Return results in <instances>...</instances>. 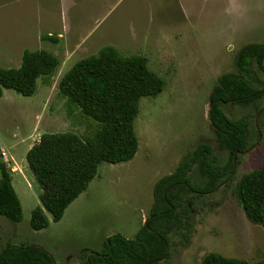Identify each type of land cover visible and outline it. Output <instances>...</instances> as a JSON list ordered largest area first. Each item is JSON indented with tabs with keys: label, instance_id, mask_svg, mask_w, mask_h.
<instances>
[{
	"label": "rangeland",
	"instance_id": "obj_1",
	"mask_svg": "<svg viewBox=\"0 0 264 264\" xmlns=\"http://www.w3.org/2000/svg\"><path fill=\"white\" fill-rule=\"evenodd\" d=\"M98 1L100 7L92 6L93 15L101 14L111 0ZM122 7L106 23L120 15ZM130 7L136 9L134 25L111 30L106 44L124 56L146 57L165 82L159 94L139 101L133 124L138 137L135 156L120 163L101 162L98 174L68 205L61 220L33 229L31 212L42 206V190L26 163V153L44 132L71 131L83 138L95 132L98 123L59 93L58 82L75 62L97 54L101 47L78 48L69 58L58 53L61 63L55 74L39 77L30 96L5 89L0 97V149L7 151L11 171L18 166L12 183L23 218L14 222L0 215V251L8 244L39 243L58 264H78L84 254L100 252L115 233L134 238L152 216L156 184L199 145H208L215 165L229 160V151L219 147L211 128L210 93L221 75L238 72L235 56L241 46L264 43V0H136ZM120 16L129 21L127 15ZM250 81L254 87H264V72L255 62ZM221 107L232 120L248 117L247 149L234 155L231 179L196 198L189 243L172 232L170 256L157 264H201L209 252L264 261V228L247 219L233 193L242 174L264 165V96ZM197 166L188 177L192 184L202 185L205 177Z\"/></svg>",
	"mask_w": 264,
	"mask_h": 264
},
{
	"label": "trees",
	"instance_id": "obj_2",
	"mask_svg": "<svg viewBox=\"0 0 264 264\" xmlns=\"http://www.w3.org/2000/svg\"><path fill=\"white\" fill-rule=\"evenodd\" d=\"M254 62L264 72V43L241 46L235 56L238 72L221 75L210 93L211 128L219 147L229 151V160L215 165L208 145H199L156 184L152 216L135 237L115 233L100 252L84 254L80 264H157L170 256L172 232L189 243L196 198L231 179L234 155L247 149L248 117L232 120L221 105L225 102L244 104L264 96V87H254L250 81ZM60 63L48 50H24L19 67L0 66V97L5 89L25 96L34 94L38 78L53 76ZM164 84L163 78L148 66L146 57L124 56L112 44L78 60L62 75L58 82L59 93L94 119L98 127L86 138L71 131L44 132L28 149L26 163L42 190V206H36L31 212L33 229L40 230L48 227L51 220H61L68 205L98 174L101 162L120 163L135 156L138 137L133 124L139 113V101L143 96L159 94ZM6 162L0 156V215L19 222L23 218V207ZM194 165H198L200 175L205 177L202 185L192 184L188 177ZM233 193L247 219L264 228V165L242 174L233 185ZM0 264L58 263L38 244H8L0 251ZM201 264H264V261L252 262L209 252Z\"/></svg>",
	"mask_w": 264,
	"mask_h": 264
},
{
	"label": "crops",
	"instance_id": "obj_3",
	"mask_svg": "<svg viewBox=\"0 0 264 264\" xmlns=\"http://www.w3.org/2000/svg\"><path fill=\"white\" fill-rule=\"evenodd\" d=\"M133 4L136 5V0L107 1L101 14L93 15L92 6L100 7L98 0H0V66L12 63V67H19L26 49L53 46L48 51L56 56L62 52L69 58L78 48L109 45L106 43L111 30L134 25L136 9L130 7ZM121 6L120 15H127L129 21L118 15L106 23ZM49 36L53 39H48ZM17 168L12 167L11 175L18 172Z\"/></svg>",
	"mask_w": 264,
	"mask_h": 264
},
{
	"label": "built area",
	"instance_id": "obj_4",
	"mask_svg": "<svg viewBox=\"0 0 264 264\" xmlns=\"http://www.w3.org/2000/svg\"><path fill=\"white\" fill-rule=\"evenodd\" d=\"M0 156L2 157L3 160H7V153L5 150L0 149Z\"/></svg>",
	"mask_w": 264,
	"mask_h": 264
},
{
	"label": "flooded vegetation",
	"instance_id": "obj_5",
	"mask_svg": "<svg viewBox=\"0 0 264 264\" xmlns=\"http://www.w3.org/2000/svg\"><path fill=\"white\" fill-rule=\"evenodd\" d=\"M244 152V151H243ZM11 245H14V244H11ZM55 258V257H54ZM56 260V259H55ZM81 263V262H80ZM80 263H78V264H80Z\"/></svg>",
	"mask_w": 264,
	"mask_h": 264
}]
</instances>
